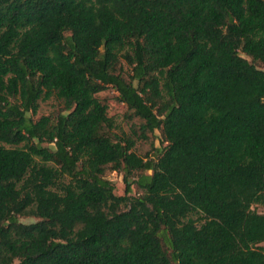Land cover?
<instances>
[{
  "label": "trees",
  "instance_id": "obj_1",
  "mask_svg": "<svg viewBox=\"0 0 264 264\" xmlns=\"http://www.w3.org/2000/svg\"><path fill=\"white\" fill-rule=\"evenodd\" d=\"M262 64L264 0H0V264H264Z\"/></svg>",
  "mask_w": 264,
  "mask_h": 264
},
{
  "label": "rangeland",
  "instance_id": "obj_2",
  "mask_svg": "<svg viewBox=\"0 0 264 264\" xmlns=\"http://www.w3.org/2000/svg\"><path fill=\"white\" fill-rule=\"evenodd\" d=\"M260 67L264 69V64ZM126 69L129 71L128 66H126ZM118 95L119 93L113 87H109L98 94L99 98L107 104L109 116L115 121L114 132L120 137L134 140L135 145L133 150H135L137 154L144 157L153 156L156 152V148H163L166 145V143L162 140L160 131L157 130L155 133H151L149 135V139L146 140L138 138V127L141 119L134 116L133 112L128 109V106L118 100ZM60 109L61 103L56 99L42 101L35 117L38 118L43 114L55 115ZM106 176L115 184L116 194L124 195L126 183L123 178V173L109 169L106 172ZM137 192L138 190L134 187L132 194H136ZM254 208H256L259 212L264 213V205H254ZM20 220L30 223L37 221L38 218L33 216H23L20 217Z\"/></svg>",
  "mask_w": 264,
  "mask_h": 264
}]
</instances>
